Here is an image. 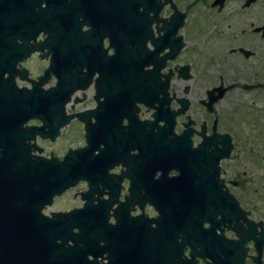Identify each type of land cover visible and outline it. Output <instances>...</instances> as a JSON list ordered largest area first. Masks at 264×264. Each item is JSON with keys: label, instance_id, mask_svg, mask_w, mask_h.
Instances as JSON below:
<instances>
[{"label": "flooded vegetation", "instance_id": "af4514ba", "mask_svg": "<svg viewBox=\"0 0 264 264\" xmlns=\"http://www.w3.org/2000/svg\"><path fill=\"white\" fill-rule=\"evenodd\" d=\"M56 215L81 262L264 264V0H0V223Z\"/></svg>", "mask_w": 264, "mask_h": 264}, {"label": "water", "instance_id": "95a60500", "mask_svg": "<svg viewBox=\"0 0 264 264\" xmlns=\"http://www.w3.org/2000/svg\"><path fill=\"white\" fill-rule=\"evenodd\" d=\"M56 176L57 174L54 173L55 178ZM63 217L62 215L55 216L47 241L44 238L36 241L32 236L26 241L22 240L19 246H16L11 223L8 226L0 223V264H95L78 261L72 257L74 252L72 248H63L61 242ZM56 240H59L60 244H57Z\"/></svg>", "mask_w": 264, "mask_h": 264}]
</instances>
